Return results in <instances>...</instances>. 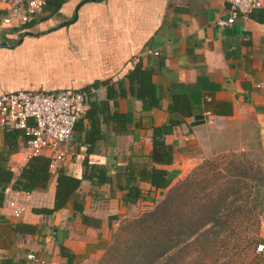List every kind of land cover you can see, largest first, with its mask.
Returning a JSON list of instances; mask_svg holds the SVG:
<instances>
[{"label":"crops","instance_id":"1","mask_svg":"<svg viewBox=\"0 0 264 264\" xmlns=\"http://www.w3.org/2000/svg\"><path fill=\"white\" fill-rule=\"evenodd\" d=\"M50 1L31 26L0 33V93L94 86L95 106L85 109L90 117L79 118L57 164L81 182L64 207L42 211L54 205L56 173L46 189L14 188L29 159L17 134L7 160L11 192L0 208L15 196L24 209L18 217L0 211V264H98L116 221L183 178L218 143L219 125L248 123L264 132V8L221 25L230 15L228 0H63L58 8ZM138 62L152 71L157 106L130 92L125 76ZM177 93L191 103L189 115L170 112ZM180 117L164 135L173 161L155 163L152 127ZM6 130L0 124V150ZM152 167L175 172L166 188L142 177ZM132 189L138 198L127 200Z\"/></svg>","mask_w":264,"mask_h":264},{"label":"trees","instance_id":"2","mask_svg":"<svg viewBox=\"0 0 264 264\" xmlns=\"http://www.w3.org/2000/svg\"><path fill=\"white\" fill-rule=\"evenodd\" d=\"M51 2L54 7L58 8L63 0H52ZM32 24L30 23L27 26ZM125 77L129 81L131 94L140 100H145V105H158L159 100L155 93L151 69L142 67L138 62L128 69ZM90 87L92 85L78 89L89 90ZM119 94L124 95L122 88H120ZM92 97L93 93L88 91L85 102L94 107L95 103L91 100ZM174 98L169 105L170 112L179 113L182 117L189 115L191 113V103L184 99V96L180 99L181 94L179 93L174 94ZM84 116L90 117L89 110L86 111ZM182 117L172 118L168 123L152 127V148L150 154L151 159L155 163L170 164L173 161L172 148L164 142V135L170 133L175 126L179 125L183 120ZM80 124L81 119L77 121L76 126L79 127ZM17 134H22L25 141H27L28 136L22 130L7 128L4 135L5 145L0 150V205H2L5 198V186L10 184L14 177L12 170L7 165V160L9 155L17 149L15 144ZM50 163L51 157L44 154L30 157L22 167L18 177L13 181V187L25 191L46 189L53 174ZM55 173L54 205L52 208L41 209L47 213L64 207L81 182L80 177L67 173L61 166L55 170ZM141 175L145 180H149L152 186L166 188L175 177V172L172 173L161 168L152 167L150 171H143ZM244 186L245 197L252 196L253 208H261V204L264 202V173L259 170L258 174L253 175L244 183ZM177 190L174 187L153 209L144 212L132 221L133 223L126 232V236L114 235L112 242H109V240L105 248L108 258L104 259L103 262L105 264H204V260H207L206 256H210L209 254L212 253L216 242H221L222 246H227L228 242L224 243L225 241H206L205 245H197L198 241L190 240H196L198 236L204 234H213L214 236L223 234L225 232L223 227L215 230L219 220L222 218L219 215L220 207L222 204L227 203L229 196H231L230 202H228L230 204L243 200L244 195H241L240 190L233 191L231 195L221 191L214 196H205L204 203L194 202L189 211L183 210L186 207V202L181 194H176ZM128 197L130 198L126 199L132 201L138 198V193L134 189L129 190ZM175 202H177L176 205ZM75 206L81 209L80 205L76 204ZM176 207L178 209L175 213L172 212V208ZM256 216L258 214H255L254 218ZM229 218L230 215H226L224 220ZM258 228L257 224L255 228L250 229V239L256 244L264 243V238L257 236ZM230 231L232 234L235 233L234 230ZM190 245H194L191 252L192 255L182 254L185 251V247ZM61 252L64 253L63 247ZM257 253L260 255H256L258 261L252 264H263V253ZM205 264H211V262ZM212 264L235 263L224 259L223 261L212 262Z\"/></svg>","mask_w":264,"mask_h":264},{"label":"rangeland","instance_id":"3","mask_svg":"<svg viewBox=\"0 0 264 264\" xmlns=\"http://www.w3.org/2000/svg\"><path fill=\"white\" fill-rule=\"evenodd\" d=\"M219 127L224 134L222 133L218 138V143L209 147L210 150L200 157L183 178L162 192L152 203L135 205L126 215L119 218L111 230L109 242H112L116 234L126 236L132 221L144 212L153 209L174 187L178 189L176 194H181L186 202L184 211H189L194 202L204 203L205 196H214L221 191L231 195L233 191L240 190L241 195H244L243 200L230 204L228 202L231 196H229L227 203L220 207L219 215L222 218L215 230L223 227L225 232L217 236L200 235L196 240L191 239L190 241H198L197 245H205L206 241L228 242L227 246L216 242L210 256H206L207 260H204V264L209 262L212 264V262L224 259L231 260L235 264H252L258 261L256 258L257 244L252 242L249 232L258 224L257 236L264 238V202L261 208L254 209L251 202L252 196L245 197L244 183L253 175L258 174L259 170L264 173V132H260V127L248 123H230L219 125ZM177 209V207L172 208V212L175 213ZM255 214L258 216L254 218ZM226 215H230V218L224 220ZM230 230H234L235 233L232 234ZM193 248L194 245L185 247L182 254L192 255ZM106 253L107 250L100 256L98 264H105L103 260L108 258ZM260 253L264 255V252Z\"/></svg>","mask_w":264,"mask_h":264},{"label":"built area","instance_id":"4","mask_svg":"<svg viewBox=\"0 0 264 264\" xmlns=\"http://www.w3.org/2000/svg\"><path fill=\"white\" fill-rule=\"evenodd\" d=\"M230 15L219 19L221 25H230L238 14H247L264 8V0H228ZM47 0H0V33L22 28L30 23ZM157 54L158 52H154ZM263 86V82L259 83ZM95 89H58L53 92L19 90L0 93V124L10 129H20L28 136V157L49 152L50 168H58L65 161L70 144L75 139V124L85 113V97ZM209 113V112H207ZM25 191V190H24ZM5 194L11 188H4ZM29 192V191H26ZM17 197H8L2 209L9 215L20 216L24 207L18 205ZM257 252H264V243L256 246ZM31 261L38 259L31 255Z\"/></svg>","mask_w":264,"mask_h":264},{"label":"water","instance_id":"5","mask_svg":"<svg viewBox=\"0 0 264 264\" xmlns=\"http://www.w3.org/2000/svg\"><path fill=\"white\" fill-rule=\"evenodd\" d=\"M27 34H32V33H27Z\"/></svg>","mask_w":264,"mask_h":264}]
</instances>
